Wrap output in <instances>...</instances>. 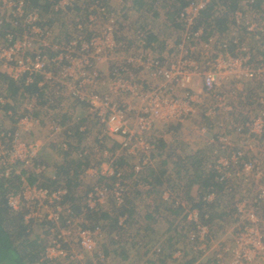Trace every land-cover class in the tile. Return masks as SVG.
I'll return each instance as SVG.
<instances>
[{
  "label": "built area",
  "instance_id": "obj_1",
  "mask_svg": "<svg viewBox=\"0 0 264 264\" xmlns=\"http://www.w3.org/2000/svg\"><path fill=\"white\" fill-rule=\"evenodd\" d=\"M80 1L82 5L76 6L77 0H57L51 6L56 13L82 11L71 37L55 40L42 24L41 10L30 9V0H0L4 10L0 26L6 29L0 61L17 68L8 77L38 86L41 74L47 81L60 72L56 102L45 118L50 136L56 137L55 142L60 136L70 140L85 136L88 144L73 151L83 172L91 178H116L112 187L95 183L86 194L84 212L78 215L66 200L70 194L67 186L48 189L42 183L48 168L36 164L41 145L24 142L16 132H1L0 174L7 181L19 177L20 184L17 192L8 195V205L18 210L23 204L28 223L55 226L44 260L53 263L66 256L78 261L86 254L95 255L105 229L83 218L98 212L108 199L119 207L125 204L129 193L123 181L127 172L123 162L131 159L130 172L139 177L157 159L151 140L155 130L199 116L204 122L199 121L194 133L207 136L212 161L206 166L230 196L232 207L227 213L231 224L227 229V223L221 222L217 228L214 221L212 226L208 206L218 199L215 192L202 197V208H193L183 196L166 190L163 201L173 210L183 211L187 226L186 241L175 246L172 260L186 262L188 251L195 255L187 256L194 264H264V93L251 101L260 107L257 116L245 110L250 102L246 86L264 79V59L255 62L254 50L241 37L244 31L256 40L264 38V28L255 15L238 11L225 35L223 51L216 52L214 40L203 39V29H195L211 0H189L179 14L178 43L160 52L153 44L148 46L151 27L122 33L104 0ZM257 1L244 0L246 9ZM231 45L234 53L229 50ZM74 107L86 111L84 117L73 113L70 108ZM60 145L65 152L71 149L63 140ZM24 169H31L30 179L22 174ZM49 173L51 180L61 178L54 169ZM117 219L118 226L126 228L128 215L118 214ZM71 244L77 246V252L66 251ZM163 251L159 244L152 248L156 258ZM104 259L99 253L97 264Z\"/></svg>",
  "mask_w": 264,
  "mask_h": 264
},
{
  "label": "rangeland",
  "instance_id": "obj_2",
  "mask_svg": "<svg viewBox=\"0 0 264 264\" xmlns=\"http://www.w3.org/2000/svg\"><path fill=\"white\" fill-rule=\"evenodd\" d=\"M136 1L139 2L140 0ZM230 2L236 4L235 10L230 9L231 12L233 11L229 14L231 20H234L236 13L239 11L243 14H249V16L255 15V21L264 28V0H258L251 9H246L244 0H229V5H231ZM260 2L261 4H259ZM104 4L109 12L117 18L119 31L122 33L131 32V30L135 31L141 26L151 27L152 34L158 37V39L152 43L160 52H164L168 48L174 46L177 40L180 39L178 28L175 27L172 22V17L170 16L174 10L173 8L179 5L178 0H141L139 4H136L135 0H104ZM78 5L82 4L80 3ZM81 12V10L77 11L75 9L73 12L56 13L52 11L51 8H48L47 11L42 10L41 21L42 24L49 29L53 39L67 40V38L72 35L75 27L74 22L76 18L80 17ZM3 13L4 10L0 8V15ZM99 24L103 25L104 21L99 19ZM5 30V27L0 26V47L6 44L4 37ZM19 35H22V32H20ZM241 37L244 39V41L241 42L249 44L254 50L255 62H261L264 59V38L256 40L255 37L248 36L244 31H241ZM15 70H17L15 66H9L0 61V75L9 74ZM40 76H42L44 80L41 81L42 77H40L37 86L38 91L35 94H25V87L30 86H26V82L23 81L24 84L19 82L20 84L18 86L20 90L15 95L9 92V81H6V79L0 76V97H2V100L0 99V134L2 131L16 132L21 136L24 142H36L41 145L36 164H45L48 168V173L43 176L42 183L50 180L49 176L51 173L49 172L53 169L57 174L60 172L65 173H60L62 178L66 177V174L69 175L71 172H74L76 175L72 178L73 181L75 179V182L71 183V196L67 201L72 205L75 212L81 215L86 208V194L91 187L95 183L112 187L116 182V178L105 179L100 175L91 178L83 172L82 166L76 159L73 151H75L76 147L80 144H88V139L85 136H76L71 140L65 136H60L61 139L57 142H55L56 137L52 138L50 136L48 123L45 118L53 109L52 104L56 102L57 94L55 92L58 88L55 84L57 81L61 80V76L58 71L51 80L45 81L44 75L41 74ZM244 84L245 83H242V86ZM246 87L247 89H245V91L248 90L247 98L250 102L245 110H247V114L257 116L260 112V107L255 104V100L253 102L251 101L258 94L264 93V79L256 82L255 85L247 84ZM229 90L232 91L231 88ZM22 94L23 96H21ZM70 109L73 113L81 117H84L86 114V111L80 108L74 107ZM241 117L242 119H246L248 115H241ZM200 120H203V118L197 116L196 118L186 120L178 127H159L153 133L151 140H153L154 144L157 139L166 142L164 145L158 144L157 148H155L157 159L153 166L156 171L164 169L166 172L162 184L156 183L155 175L152 173L150 174V169L145 170L142 174H139V177L134 178L133 174L130 172L131 162L125 161L123 165L126 167L127 172L123 181H125L124 185L129 193L125 204L119 207L115 200L108 199L100 205L98 212L89 213L84 216L83 219L91 225L101 223L105 229V234L106 232L109 234L114 217L118 216L120 209L123 207L127 208L130 210L131 213L129 214L131 216L126 232L122 233V235L128 238H134V243L132 242L131 247L123 244L120 247L132 249L134 253L135 249L133 248H135L136 239H140L144 243L142 245H136V249H138L136 250V254H139L136 256H141L139 258L143 259L142 261L146 260L152 264H157L156 261L160 260L158 261L159 264H183L185 260L181 263H177L172 260L170 254L177 244H184L186 241L187 226L182 217L183 212L179 214L172 213L169 206L160 199V194H163L166 190H170L175 195H183L189 203L196 202L198 188L195 186L193 188L194 192L189 195L185 192L183 186L187 184V180H185L187 174L184 172L187 168L192 170L190 166L198 168L195 162L196 158L199 157L197 150L201 144H206L207 136L201 137L194 133V127L199 124ZM203 122L204 121H200V123ZM28 126L31 128L30 131L28 130ZM129 127L132 128L130 125ZM172 128H179V130L176 133L174 131L172 133ZM122 139L121 137H117L119 141ZM61 140L69 144L71 148L69 152L62 150V146L60 145ZM210 157L211 155L207 156L206 159L205 157L202 158L204 162L202 166L205 168H207L206 165L210 162ZM164 160H167L165 167L161 165ZM95 161L96 159L94 162ZM205 168L203 169L205 170ZM199 169L202 170L201 165ZM99 170L101 171V169ZM155 173L158 174V172ZM0 177L3 178L1 174ZM12 181L18 184V177ZM63 181L65 182L66 178H64ZM18 190H16V192ZM23 206L24 205L21 204L19 209ZM133 208L138 210H136L137 215H132L135 210H133ZM227 221L230 222L231 219L225 217L224 219H218L217 223L221 224V222L226 223ZM230 224L231 223L225 224L227 226L225 227L228 229ZM47 226V224L37 223L33 228L35 234L39 235L41 238L45 237L49 241L53 233H48ZM118 233H120V231ZM154 235L157 236L155 237ZM155 241H158L156 243L161 245L165 252V254L159 258H156V256L152 254ZM123 243L126 244L127 242L123 241ZM148 248L149 251H147ZM113 249L114 247H110V256L113 254ZM100 250L102 252L101 248ZM66 251L77 252V246L75 244L66 246ZM79 253L80 252H78V254ZM143 254H146V256L143 257ZM186 255L189 258L195 256L188 251ZM187 256V262H192L193 259L190 260ZM58 259L52 264H97L95 255L93 260H90L87 254L83 260L78 261H69L66 259V256H60ZM103 262L98 264H108L109 260L104 259ZM136 262L135 264H141L139 260ZM191 264H194V262Z\"/></svg>",
  "mask_w": 264,
  "mask_h": 264
},
{
  "label": "trees",
  "instance_id": "obj_3",
  "mask_svg": "<svg viewBox=\"0 0 264 264\" xmlns=\"http://www.w3.org/2000/svg\"><path fill=\"white\" fill-rule=\"evenodd\" d=\"M57 0H30V3L32 5V8H40L41 12L42 10L47 11L48 8H51V6L56 2ZM141 1V0H140ZM140 1H136V4H139ZM229 0H212L209 6L202 12L201 16L196 20L195 29L198 30L199 28L203 29V39H213L214 40V50L216 52L223 51V41L225 40V35L227 31L229 30V24H230V9L235 10L236 4L231 3L229 5ZM262 2V1H261ZM261 2L259 4H261ZM43 3V4H42ZM178 6L174 7L173 12L170 14L172 17V22L175 25V27L178 28V31L181 30V24L178 21L180 11L188 5V1L186 0H178ZM227 8V9H224ZM158 39L155 35H150L148 37V46H151L153 41H156ZM235 46L231 45L229 50H232V52H235ZM3 79H6V81H9L8 89L9 92L13 95L19 92V84L24 79L20 81V83H16L8 77L7 74H1ZM24 84V83H23ZM29 91V92H28ZM38 91L37 85H31L30 87H25V94H35ZM41 94V93H40ZM23 96V94L21 95ZM173 125H167L166 127H172ZM179 126V125H178ZM177 126V127H178ZM179 130V128H172L171 132L173 131L176 133ZM175 141V140H173ZM154 143V142H153ZM166 143L164 140L157 139L155 141V147L157 148L158 144L164 145ZM167 155V154H166ZM203 157V156H202ZM202 158L197 157L195 162L198 168H193V166H190V168H187V170L184 172L187 174L185 176V180H187V187L184 184L183 189L185 192H187L189 195H191L194 192V187L196 186L198 188L197 190V198L195 203H189L188 200L183 196L188 204L192 205L193 208L195 207H203V200L202 197L205 194L213 193L218 196V199L211 205L208 206V210L212 212L211 215V223L212 226H215L217 228L220 227V224H218V219H224L225 217H229V213H227V209L231 208L232 202L230 199V196L225 192V187L222 184H219L215 182V174L212 172V170H209L208 168H205V170L202 168V170L199 169V166L201 165ZM209 161L211 162V157L209 158ZM167 163V160H164L161 165L165 167ZM150 174L155 175V181L157 184H162V180L166 175V172L164 169L160 171H156L155 168L152 166L150 168ZM146 169V170H148ZM83 170V168H82ZM22 174L24 176L32 177L30 170L24 169L21 170ZM155 172H158L156 174ZM61 174H65L60 172ZM60 174V175H61ZM76 175L74 172H71L69 175L66 174V181L64 182V178H59L58 180H47V182L44 183V186L48 189H57L59 185H65L67 186L68 192L70 193L66 200L71 196V183L75 182V179L73 181V176ZM19 179V177H18ZM92 180V179H91ZM156 185V184H155ZM20 187L19 181L17 183H13L12 181H6L4 178L0 177V264H52L48 260L45 261V251L46 247L49 243L47 238H41L39 235L35 234L34 232V225L37 224L34 221L26 222L25 220V207H21L18 210L12 209L8 205V195L12 192H16ZM181 187V186H180ZM163 194H160V199H162ZM163 201V199H162ZM163 203H165L163 201ZM168 205L167 203H165ZM169 206V205H168ZM172 213L179 214L183 212L182 210H173L170 206ZM119 214H128V220H127V227L130 221V210L127 208H122L118 212ZM118 216L114 217L112 220V224L110 226V232L108 236L105 234V238L101 239L99 241L98 247L100 246L102 249V252L100 248H97L95 256L99 253H102L104 255V258L109 260L108 264H135L136 261H141V264H152L150 262H147L146 260L142 261L143 259H140L141 256H136L139 254H136V245H142L144 242L142 240H137L135 242V252H132V249H126L124 247H120L123 245H128L131 247L132 242L134 241V238H128L122 233L126 232V228H122L118 226ZM64 220H61L63 223ZM215 221V225H214ZM217 221V222H216ZM226 223H230L227 221ZM101 224V223H100ZM102 225V224H101ZM55 226L51 223L48 224V233H52V229ZM61 227V226H60ZM120 231V233H118ZM219 231V229L217 230ZM155 237L157 235H154ZM125 237V238H124ZM107 241V243H106ZM123 241H126L127 243H123ZM155 241V245L157 244ZM134 243V242H133ZM154 245V246H155ZM110 247H114L113 254L110 256ZM138 247V246H137ZM149 251V248L147 249ZM165 254V252H164ZM171 254V253H170ZM108 256V258H107ZM143 257L146 256V254L142 255ZM94 259V255H92V258L90 260ZM111 259V262H110ZM96 260V259H95ZM94 260V261H95ZM160 261V260H158ZM156 261L157 264L159 262ZM137 263V262H136ZM183 264H191V262H184Z\"/></svg>",
  "mask_w": 264,
  "mask_h": 264
},
{
  "label": "crops",
  "instance_id": "obj_4",
  "mask_svg": "<svg viewBox=\"0 0 264 264\" xmlns=\"http://www.w3.org/2000/svg\"><path fill=\"white\" fill-rule=\"evenodd\" d=\"M81 3V1H77V3H76V6H78V4H80ZM231 19H230V24H229V28H230V26H231ZM71 36H69L68 38H70ZM67 38V39H68ZM55 40H59V39H55ZM209 148L207 147V145L205 144H201V146L198 148V150H197V154H198V156L200 157V158H204L205 157V159H206V157L207 156H209V155H211V153L209 152ZM209 154V155H208ZM203 156V157H202ZM127 161H130V162H132V160L131 159H127ZM203 161L201 162V167L202 168H205L204 166H202L203 165ZM135 208H133V210H134ZM136 210L137 209H135L134 210V214H132V215H137V212H136ZM138 211V210H137ZM133 212V211H132ZM127 214V213H126ZM128 215V214H127ZM129 216V215H128ZM126 229H127V226H126ZM125 229V230H126ZM106 236H108V234H106ZM100 241V240H99ZM99 241H98V244H99ZM101 242V241H100ZM97 248H101L100 246L98 247L97 246ZM88 255V257H89V259L90 258H92V254H87Z\"/></svg>",
  "mask_w": 264,
  "mask_h": 264
},
{
  "label": "clouds",
  "instance_id": "obj_5",
  "mask_svg": "<svg viewBox=\"0 0 264 264\" xmlns=\"http://www.w3.org/2000/svg\"><path fill=\"white\" fill-rule=\"evenodd\" d=\"M32 6V5H31ZM37 8V7H36ZM40 9V8H39ZM42 13V12H41ZM1 16V15H0ZM5 33V32H4ZM176 195H179L180 196V194H176ZM172 253V252H171ZM163 254H164V251H163ZM194 261L192 260V262L191 263H193Z\"/></svg>",
  "mask_w": 264,
  "mask_h": 264
}]
</instances>
